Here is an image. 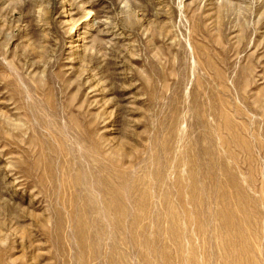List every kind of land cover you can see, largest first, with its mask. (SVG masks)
I'll return each mask as SVG.
<instances>
[{"label":"rangeland","instance_id":"obj_1","mask_svg":"<svg viewBox=\"0 0 264 264\" xmlns=\"http://www.w3.org/2000/svg\"><path fill=\"white\" fill-rule=\"evenodd\" d=\"M0 264H264V0H0Z\"/></svg>","mask_w":264,"mask_h":264}]
</instances>
